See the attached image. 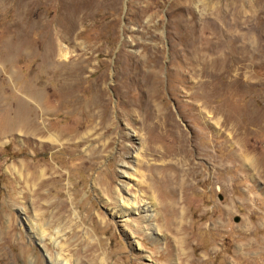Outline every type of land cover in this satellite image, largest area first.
<instances>
[{"label":"rangeland","instance_id":"374dc122","mask_svg":"<svg viewBox=\"0 0 264 264\" xmlns=\"http://www.w3.org/2000/svg\"><path fill=\"white\" fill-rule=\"evenodd\" d=\"M65 261L264 264V0H0V264Z\"/></svg>","mask_w":264,"mask_h":264},{"label":"bare ground","instance_id":"6f19581e","mask_svg":"<svg viewBox=\"0 0 264 264\" xmlns=\"http://www.w3.org/2000/svg\"><path fill=\"white\" fill-rule=\"evenodd\" d=\"M42 91V90H41ZM42 95V94H41ZM157 95L158 96H160L161 95V93L160 92H158L157 93ZM101 105H103V104H101ZM104 113H106V110H104ZM106 119V115L105 114H102V121H104ZM26 121L27 122H29V120H28V116L26 115ZM25 121V122H26ZM33 123V122H32ZM25 124V123H24ZM23 124V125H24ZM27 124V123H26ZM26 124H25V127H26ZM29 125V124H28ZM28 127L29 126H27L26 127V129H28ZM25 131H27V130H25ZM31 131H33V130H31L30 128L28 129V132H31ZM126 137H127V135H125ZM121 147H122V149H127L128 148V146H126V145H121ZM178 149H181V150H183V147H179L178 146ZM100 153L102 152V150H104V148L103 147H100ZM124 164V163H123ZM126 166V165H125ZM18 172V171H17ZM23 172V171H22ZM19 174V173H18ZM22 174H24V172L22 173ZM18 177V176H17ZM21 177V176H20ZM25 177V176H24ZM42 177V174H37V175H34V177L32 176V177H26V178H24L23 180H19L20 181V184H21V182L23 181V183H25V187H26V189L27 190H32L33 191V193L34 194H37L38 193V189L37 188H39V186H40V184L38 183V179L39 178H41ZM30 192V191H29ZM25 193V192H24ZM153 205H154V203H153ZM152 205L150 206V205H148L147 206V208H146V211H150L151 212V210H152ZM173 209H174V213H175V215H176V219H175V222H174V225H175V227H176V230L177 231H179V232H181V231H183V229H184V224H183V219H184V217H185V213H184V211H183V209L181 208V206H180V204H179V202L177 203V205H175V207H173ZM25 255V254H24ZM33 260V259H32ZM30 263H32L31 261H30ZM51 264H61V262L59 263V262H52ZM63 264H68V261H65Z\"/></svg>","mask_w":264,"mask_h":264}]
</instances>
